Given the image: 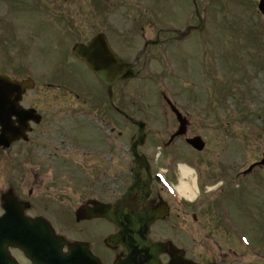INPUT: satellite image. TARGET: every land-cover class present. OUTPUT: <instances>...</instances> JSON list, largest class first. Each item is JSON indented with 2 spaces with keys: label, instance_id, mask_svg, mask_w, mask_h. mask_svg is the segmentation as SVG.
<instances>
[{
  "label": "flooded vegetation",
  "instance_id": "1",
  "mask_svg": "<svg viewBox=\"0 0 264 264\" xmlns=\"http://www.w3.org/2000/svg\"><path fill=\"white\" fill-rule=\"evenodd\" d=\"M96 16L115 17L111 13ZM74 20L63 19L60 24L76 25ZM107 20L113 23L106 24V28L119 36L118 19ZM106 28L102 24L100 32H109ZM54 47L67 50V46ZM54 80L60 79L55 77ZM101 87L97 98L72 91L47 94L42 88L36 92L33 104L41 121L32 125L28 141L12 145V148L17 147V153L11 161L19 166L23 184L15 193L25 202V215L40 219L34 224L52 227L55 234L65 240L66 264L146 263L131 261L128 247L117 239L122 229L104 216L106 210L119 219L124 213L154 218L148 238L153 243L169 246L166 253L159 255L162 264L171 262L170 246L177 249V256L198 264H232L230 233L222 223L206 220L207 205H188L178 191L176 171L171 162L181 158L169 157V152H176L174 147L162 142L164 156L161 159L153 157V142L144 143L139 149V154L144 156L140 161L148 164V167H140L143 189L128 195L134 184L137 160L131 154L127 138L129 133L138 130L130 121L137 115L125 107L120 86L113 88L112 104L104 86ZM189 114L187 111L185 115L191 130ZM155 116L159 121L161 116ZM152 117L139 114L148 124L146 129L153 122L150 121ZM225 169L224 166L218 168L219 172ZM159 174L162 179H158ZM220 180L219 177L211 179L206 186ZM146 186H149L147 190ZM220 191L225 192L222 188ZM192 229H200L199 234L206 236L187 237ZM10 251L19 264H33L21 250L11 248ZM39 264L44 263L39 261ZM235 264L241 263L236 260Z\"/></svg>",
  "mask_w": 264,
  "mask_h": 264
},
{
  "label": "rangeland",
  "instance_id": "2",
  "mask_svg": "<svg viewBox=\"0 0 264 264\" xmlns=\"http://www.w3.org/2000/svg\"><path fill=\"white\" fill-rule=\"evenodd\" d=\"M241 2L245 3L238 9L236 6L234 9L232 0L214 4L202 2L200 8L207 14L204 32L181 42L153 47L143 76L127 83L123 91L133 94V97L136 95L140 106L144 95H153L148 96L146 103L152 108L161 92L176 96L183 107L189 105L188 97L184 95L194 94L192 98L196 104H190L196 109L195 112L191 110L195 114L193 122L198 127L195 130L206 141L207 150L193 158L197 162H217L221 156L229 159L227 180L232 188L230 198L239 195L238 201L234 202L233 214L246 230H259L264 234V165L247 176L242 174L264 158V112L259 111V108L264 110V20L257 9L259 0ZM107 11L119 15L121 53L132 59L145 40L155 39L158 29H184L196 22L191 0H0V42L5 36L9 39L15 37L13 33L25 39L20 40L24 48L12 49L8 48L6 41L3 43L0 73L13 77L32 75L36 60H40L37 65L41 66L43 55H49L37 51L47 44L42 35L53 31L55 27L51 25L59 22L64 13ZM129 13H146L148 16L134 21L128 18ZM11 25L14 31H10ZM141 25L143 29L140 31ZM69 35L70 32L65 36ZM127 45L132 46L131 52L125 51ZM235 68L234 79L229 77L228 80L226 72L230 73ZM246 84L250 96L241 91ZM245 99H248L244 107L249 110L248 114L238 104H243ZM240 112L243 115H238ZM173 122L174 118L169 117L167 123L172 126ZM160 135L156 134L157 137ZM170 135L171 132L162 134L166 140ZM184 157L190 158L188 155ZM1 162L0 155V192L8 181L14 182L15 179L9 168L8 176H3L2 169L6 165ZM206 176L201 179L205 180ZM206 220L211 218L206 217ZM231 230L239 241L240 235L234 225ZM198 231L200 229H192L187 234L206 236ZM233 248L236 250L234 243Z\"/></svg>",
  "mask_w": 264,
  "mask_h": 264
},
{
  "label": "water",
  "instance_id": "3",
  "mask_svg": "<svg viewBox=\"0 0 264 264\" xmlns=\"http://www.w3.org/2000/svg\"><path fill=\"white\" fill-rule=\"evenodd\" d=\"M260 9L264 13V0L260 4ZM78 55L82 57L93 69L102 80L108 83L110 86L113 82L123 81L130 77H133L132 67L122 62L116 55H114L103 39L93 40L88 47H79ZM31 87V82H13L9 78L0 76V128L2 127V134H0V146H7L11 142L19 139V132L21 129L24 131V124L20 123L16 126L12 122V117L18 118L31 117V112H25L19 106V101L22 98L23 93L27 88ZM9 99V102H8ZM7 102L9 106H7ZM8 109V110H7ZM7 110V112H6ZM180 132L179 134H181ZM141 138V137H140ZM192 145L198 150L204 148V143L200 138L191 141ZM7 214L5 217L0 218V261L4 264L7 263L5 257V246L14 245L23 248L31 249L34 246L33 251L29 254L39 257L43 248L49 245L40 234L37 229H33L32 232L37 233L34 236H29L25 233L31 230V226L21 222L24 221L21 216L20 207L15 204L13 200L7 202L6 206ZM21 221V222H20ZM21 224V225H18ZM148 226V225H147ZM146 230L141 229L137 240L141 242L140 248L148 249L151 252V264H158L155 261V254L158 252V248L164 250V247L146 245L145 242ZM51 258L54 259V254L57 251L52 250ZM49 254V253H48ZM9 262V261H8ZM177 259H174L173 264H177ZM10 264V263H9ZM187 264V263H186Z\"/></svg>",
  "mask_w": 264,
  "mask_h": 264
},
{
  "label": "bare ground",
  "instance_id": "4",
  "mask_svg": "<svg viewBox=\"0 0 264 264\" xmlns=\"http://www.w3.org/2000/svg\"><path fill=\"white\" fill-rule=\"evenodd\" d=\"M191 174H192V171L189 168H187L185 166L182 167V175H183L184 179L189 178ZM180 190L183 192L184 195H186L190 198H193L195 196L191 187L188 185V183L184 182L180 186Z\"/></svg>",
  "mask_w": 264,
  "mask_h": 264
}]
</instances>
